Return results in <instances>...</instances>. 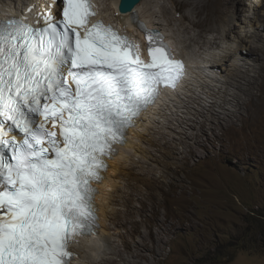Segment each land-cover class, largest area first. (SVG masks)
Wrapping results in <instances>:
<instances>
[{
	"label": "snow or ice",
	"instance_id": "snow-or-ice-1",
	"mask_svg": "<svg viewBox=\"0 0 264 264\" xmlns=\"http://www.w3.org/2000/svg\"><path fill=\"white\" fill-rule=\"evenodd\" d=\"M59 2L61 18L50 5L42 25L0 20V264H73L78 238L98 229L93 185L107 159L187 73L132 12L139 0H121L120 11L145 34L147 58L92 19L91 0Z\"/></svg>",
	"mask_w": 264,
	"mask_h": 264
},
{
	"label": "rangeland",
	"instance_id": "rangeland-1",
	"mask_svg": "<svg viewBox=\"0 0 264 264\" xmlns=\"http://www.w3.org/2000/svg\"><path fill=\"white\" fill-rule=\"evenodd\" d=\"M99 1L102 9L103 6L109 7L108 0ZM201 1L179 0L180 4L176 2L173 4L168 0H156L155 3L159 7L162 3L168 4L173 11V17L172 22L160 12L158 17H154L159 26L168 30L184 55L199 61L203 60L200 55L205 50L200 48L199 42L191 40V37L198 36L201 29L219 26L225 29L227 26V22L207 20L204 14L196 16L197 4ZM245 2L246 5L244 3L243 6L247 8L246 14L253 13L249 7L251 1ZM158 6L154 4L151 8L155 7L154 11L158 12L160 10ZM260 10L264 13V6ZM185 16L188 19H185ZM191 19L201 20V26L189 33L183 28L191 25ZM236 22L239 32L245 34L244 30L248 29L249 20L245 17L237 19ZM262 24L263 22L259 20L258 26ZM213 35H217V32L206 34L200 42L204 43L205 39ZM261 36H264L262 28L253 34L251 40L262 44L259 41ZM219 40L220 47L223 48L231 43L239 44L241 38L235 34L229 40L221 34ZM201 46L206 49V45ZM222 48L217 51L220 52ZM247 60L257 64L251 73L259 83L262 80L260 67L262 62ZM231 64L233 60L228 61L223 70L230 69ZM220 73L219 75L225 76L228 72ZM223 82L224 80L210 82L211 87L220 91L217 96L219 103L223 104L232 98V95L227 93L229 89L240 94L241 103L236 107V103L231 101L228 106L233 121L222 119L224 125H220L216 130L210 129L207 134L203 133L200 136V126L193 129L186 123L181 125L180 121L186 119V115L191 117L193 115L188 113L185 104L177 103L180 98L174 101L179 108H175V104L170 106V103L162 107L167 116H171L173 128H167L169 125L167 116L162 118L158 116L155 131L166 130L165 132L169 134L167 138L173 135L177 138L183 136V139L191 142L200 136L206 144L196 145L194 152L189 154L184 163L182 159L170 160L175 162L170 170V173L174 174L164 177L162 186L158 189L161 200L159 211L156 214L152 213L149 210L152 209L151 205L147 204L148 209L138 216L142 233L134 234L131 226L123 227L122 231L128 233L132 242L139 243L143 236L148 237V241L153 240L149 235L150 224L160 235L154 239L156 241L154 246H150L147 241V247L144 248L147 258H142L144 264H264V120L254 132L250 131L247 128L253 107L248 96L250 87L246 84L240 90L237 86H227ZM183 96L186 97L185 93ZM214 99L216 100V96ZM208 100H204V103H208ZM256 101L261 102L264 99L256 96ZM214 108L221 109L220 106ZM187 135L192 137L186 138ZM144 145L149 147L147 144ZM179 148L184 147L179 145ZM153 151L163 161L168 162L167 157L159 150ZM155 166L158 173L163 172L162 170L169 171L164 163H155ZM150 189L151 185L143 189L147 202L150 200L145 195ZM140 205L139 203V208ZM128 252L126 257L130 259L132 254ZM79 259L80 256L77 264H81Z\"/></svg>",
	"mask_w": 264,
	"mask_h": 264
},
{
	"label": "bare ground",
	"instance_id": "bare-ground-1",
	"mask_svg": "<svg viewBox=\"0 0 264 264\" xmlns=\"http://www.w3.org/2000/svg\"><path fill=\"white\" fill-rule=\"evenodd\" d=\"M32 1L0 0V15L6 8H27ZM108 1L109 7L103 6L102 9L104 16L120 22L129 31L137 32L138 29L136 27H127L125 25L126 22L132 23L128 18L131 13H121L119 8L121 0ZM168 1L180 4L179 0ZM245 1L202 0L201 3L197 4L196 16L204 14L207 20H214L217 23L221 21L222 23L227 22V26L225 29H222L220 26L218 28L201 29L198 36L191 37V40L199 42L201 45H206V49L200 45V48L205 50L200 55L203 60L199 61L191 57V59L193 58L192 63L189 64L191 72L183 87L184 91L182 95L175 93L166 94L163 101L162 107L167 103H170L169 105L171 106L175 104L174 101H177L176 99L180 98V101H177V103L185 104L184 107L188 108V113L193 115V117L186 115L187 118L182 119L180 124L186 123L193 129L200 126V136L203 133L207 134L210 129L216 130L220 125L223 126L222 119L231 122L232 115L229 112L230 108L228 105L231 101L236 103V107L241 103L240 94L234 92L233 89L227 91L229 95H232V98L223 104L219 103L217 96L220 91L211 87L210 82L224 80L223 83L225 85L237 86L240 90L247 84L250 87L248 96L252 101L253 107L250 112V124L248 127L245 125L244 127L254 132L257 127H260V124L263 122L262 120H264V101H256V96L264 99V36L259 37V41L262 44L251 40L254 33L260 28L264 29V13L260 10L264 6V0H249L251 1V3L249 2V7L254 11L250 14H246L247 8L243 6L244 3L246 5ZM98 2L100 4L99 0ZM155 2L156 0H142L136 6L135 13L139 15L140 19L145 20L148 25L163 29L162 26L158 25L159 22L154 17H158L160 12V14L169 17L172 22L173 11L169 8L168 4L162 3L160 4L161 7H159ZM154 4L159 7L160 10L158 12L154 11L155 7L154 9L151 8ZM148 13H151V15ZM121 16L124 17L123 22L119 19ZM245 17L249 20L248 29L246 28L244 30L246 33L242 34L243 32H239V26L236 21ZM185 19H188V17L185 16ZM259 20L263 22L261 26H258ZM190 23L191 25L182 27L184 31L190 33L192 29L201 26V20L191 19ZM241 28L243 27L241 26ZM164 29L167 30L166 28ZM215 31L217 35L205 39L204 43L200 42V39H204L206 34H213ZM221 34L229 40L233 35L237 34L241 38L240 43H231L222 48L219 43ZM171 38L173 37L171 36ZM177 47L179 48L178 45ZM221 48L222 50L218 52L217 49ZM247 59L262 62L260 66L262 80L259 83L251 73L257 67V64H252ZM230 60H233L230 69L225 68L223 70V67ZM219 72L228 73L224 76L219 75ZM184 93L186 97L183 96ZM215 96L216 100L214 99ZM208 98L210 99L208 100ZM204 100H208V103H204ZM215 106H220L221 109H215ZM162 107L155 113L152 112L148 118H142V123L132 127L129 130L127 142L120 145L116 154L109 160L110 168L104 173V179L98 185L100 189L97 196L100 214V219L98 220L99 231L90 236L81 237L79 244L75 246L78 258L80 256L79 260L81 264H144L142 258H147L144 248L147 247L148 237L143 236L139 243L136 241L132 242L129 240L128 233L126 234L122 231L123 227L131 226L129 228L132 233H142L143 230L141 229L138 216L148 209L147 204L151 205L152 209L149 210L152 213L156 214L159 211L161 200L158 195V189L162 186L164 177L174 174L170 173V170L175 162L170 160L180 161L182 159L184 163L189 158V154L194 152L196 145L206 144V141L200 136H197L191 142L183 139V136L177 138V136L173 135L167 138L169 134L165 132L166 130L155 131L158 116L159 118L167 116ZM174 107L179 108L176 104ZM169 108L172 109L173 107ZM170 117L167 116L169 120L167 128H173ZM159 122L161 121L159 120ZM185 137L190 138L192 136L187 135ZM144 144H147L149 147H145ZM179 145H183L184 148L180 149ZM153 150H159L167 157L168 162L163 161L158 155L154 154ZM155 163H164L169 171L162 170L163 172L158 173ZM148 185H151L152 189L148 190L145 197L150 202L144 199L145 192L143 189L148 187ZM183 192L185 193V191ZM139 203L141 204L140 208L138 207ZM148 229L150 231L149 235L153 238V240L148 242L151 244L150 246H154L156 244L154 239L160 235L155 232L152 224L149 225ZM128 251L132 254L130 259L126 257V253H129ZM78 258L73 261V264H77Z\"/></svg>",
	"mask_w": 264,
	"mask_h": 264
},
{
	"label": "clouds",
	"instance_id": "clouds-1",
	"mask_svg": "<svg viewBox=\"0 0 264 264\" xmlns=\"http://www.w3.org/2000/svg\"><path fill=\"white\" fill-rule=\"evenodd\" d=\"M15 8V7H14ZM22 8V7H21ZM8 9L9 8H6V10H4V11H8ZM164 29V28H163ZM167 31V30H166ZM168 32V31H167ZM168 34H169V37L171 38V35H170V33L168 32ZM174 42H175V44H176V41L173 39V38H171ZM178 48V47H177ZM178 50H179V48H178ZM180 51V50H179ZM180 53L184 56V57H187V58H189L190 59V57L189 56H187L186 54L184 55L181 51H180ZM190 63H192V61H193V59H190ZM184 91V90H183ZM183 91H182V93H183ZM182 93L180 94V95H182ZM163 110V109H162Z\"/></svg>",
	"mask_w": 264,
	"mask_h": 264
},
{
	"label": "water",
	"instance_id": "water-1",
	"mask_svg": "<svg viewBox=\"0 0 264 264\" xmlns=\"http://www.w3.org/2000/svg\"><path fill=\"white\" fill-rule=\"evenodd\" d=\"M142 0H139L138 3H135V6L132 8V12H135V8L136 6L141 2ZM120 4H121V1H120ZM119 8H120V5H119Z\"/></svg>",
	"mask_w": 264,
	"mask_h": 264
}]
</instances>
